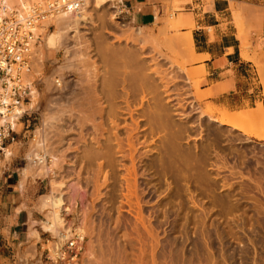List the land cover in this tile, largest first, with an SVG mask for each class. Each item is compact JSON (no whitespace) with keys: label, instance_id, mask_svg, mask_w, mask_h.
<instances>
[{"label":"rangeland","instance_id":"374dc122","mask_svg":"<svg viewBox=\"0 0 264 264\" xmlns=\"http://www.w3.org/2000/svg\"><path fill=\"white\" fill-rule=\"evenodd\" d=\"M185 2L186 0H182L174 3L170 12L172 17L169 18L170 14L167 17L168 23L171 20L177 24L181 22V17H185L182 14L185 10L180 6ZM88 4L83 10H87V13L74 16L71 23L69 22L74 30L64 38V50H48L45 47L44 34L38 32L40 41L31 73L36 97L32 101V108L29 105L25 107L33 119L29 129L32 131L26 138L29 144L25 150L26 157L37 149L36 142L33 141L34 131L44 128L50 155L61 159V168L55 180L68 183L62 192L64 199L69 204L79 193L76 205L72 206L70 213L65 214L68 228L73 227L72 230L78 233L77 229L83 227L82 223H86L89 232L84 235L83 255L79 264H99L97 260L102 258L107 264V261L111 264H253L254 261L260 264L264 257V141L252 138L253 136L250 137L242 131L233 130L216 120L224 113L240 115L239 122L242 125L250 128V131L258 130L264 125V82H253L252 96L256 95L254 100L258 102L254 104L257 109L251 113L260 117L246 119L239 111L253 108L231 110L224 105L207 101L212 96L209 93L213 89L202 90L207 73L203 71V67L194 66L198 60H190L188 49L186 51L179 45H174L173 48L164 45L160 54L154 52L151 46L142 51L141 44L144 40L153 41L167 34L176 38L184 35L182 25H178L174 31L169 28L168 33L163 36L160 32L166 29L164 23L157 22L146 27L120 25L114 21L116 10L111 5L99 10L94 8L93 3ZM115 4L116 2L114 6ZM89 8L94 10L92 15ZM84 15H89L90 18L82 20ZM139 29H143V34L139 39L141 43L136 44L133 42V33ZM54 30L56 26L51 29ZM131 36L133 39L130 40ZM102 47L106 49L102 50ZM107 49H111L114 55L105 53ZM128 49L137 50L144 57H141V60L149 65L147 67L150 70L147 72L158 83L161 100L154 95H148L147 100L142 101L140 93L139 97L136 94L137 98L127 97L126 88L128 86L131 89V86L130 82L127 83L126 76L133 72L129 62L124 61V55L130 51ZM103 56H107L106 59L111 56L110 61L117 59L114 62L115 65L120 64L117 65V70H109V63L113 62L108 63ZM90 68H95L92 71L97 70L99 89L103 88V81H113V95L117 93L113 102L116 100L117 104L112 102L111 105L123 106L118 110L115 106L114 109L120 115L117 120L120 125L118 134L120 133L121 138L125 137V148L126 137L134 125L132 117L126 111L129 109L127 99L130 100V108L134 113L136 111L135 117L140 116L142 124L137 132L139 135L134 134L135 145L138 147L135 154L138 162L136 195H133V187V191H130L129 187V184L134 185L133 177L129 174L132 168L128 157L129 150L124 152L126 157L117 151L113 156V167L105 160L106 157H103L108 153V146H102L106 140L101 137L102 130L99 129L98 123L103 119V122H106L105 128L109 129L106 136L115 139L112 118L108 119L106 116L107 110L111 108L110 103L108 104L111 100L104 103V106L107 103L108 107L104 108L106 110L103 112V118L97 115L96 112H100L101 107L99 110L94 101L90 104L92 107L89 106L93 110L88 109L94 113L87 111V102L84 104V101L87 71ZM155 69L160 70L161 76L154 73ZM108 71H115L116 74ZM259 73L264 77V71L260 68ZM110 76H114L113 79ZM57 79L61 82L60 86L56 83ZM159 103L165 106L170 125L161 128L152 124L150 128L148 117H154L153 111L157 110ZM141 104L145 106L142 107ZM96 106L98 111L95 110ZM135 106H141L142 109L140 107L137 110ZM227 109L239 113H231ZM143 112L148 114L147 119L142 116V121ZM86 113H90L91 118L96 113L93 120L97 124L91 119V124L86 128L83 124ZM92 122L99 127H94ZM96 128L98 129L95 132ZM17 130H21V127ZM89 132L93 138L96 137L94 140L101 141V147L99 142L96 144L97 141H92L94 143L91 146L96 149L91 147L93 153L90 158L95 157L91 159L85 157L86 147L82 142L83 135ZM138 136L142 138L139 139ZM111 144L113 143L110 142L109 145ZM113 147L118 149L115 144ZM96 152L102 154L98 155ZM79 174L84 192H77L79 189L75 186L79 182ZM44 179L41 196L51 190L52 178ZM41 196L39 207L43 202ZM84 209L88 212L85 213ZM139 209L144 226L141 220H138L140 214L136 211ZM40 213L31 222V225L37 222V230L41 229L39 221L45 219L44 213ZM146 228L151 231V235ZM50 234L43 233L42 240L32 239L30 243L22 244L16 250L0 248V264H39L40 247H46L44 241ZM141 248L146 253L143 256ZM94 256L98 258L94 259Z\"/></svg>","mask_w":264,"mask_h":264},{"label":"crops","instance_id":"0c3cea01","mask_svg":"<svg viewBox=\"0 0 264 264\" xmlns=\"http://www.w3.org/2000/svg\"><path fill=\"white\" fill-rule=\"evenodd\" d=\"M177 1L117 0V4L127 10L125 18L130 25L146 27L157 22L167 24ZM234 3L239 4L237 15ZM180 7L185 10L182 31L190 32L194 41L198 60L194 66L207 72L202 90L213 89L207 101L231 110L253 108L239 112L250 120L260 117L251 111L257 109L254 104L258 102L254 100L257 96H252L253 82H264L259 73V68L264 71V0H186ZM32 101L33 97L31 108ZM32 120L30 112L21 119V130H16L15 139L5 144L10 153L0 157V248L16 250L30 243L37 224L31 222L41 214L39 198L45 179H33L23 172L29 166L25 150ZM251 130L264 134V125Z\"/></svg>","mask_w":264,"mask_h":264},{"label":"bare ground","instance_id":"6f19581e","mask_svg":"<svg viewBox=\"0 0 264 264\" xmlns=\"http://www.w3.org/2000/svg\"><path fill=\"white\" fill-rule=\"evenodd\" d=\"M114 2H115V0H93V5H94V8L95 9H99V10H102L103 8H105V7H107V6H109V5H111V7H113V8H115V6H114ZM88 3H90V2H87V4ZM86 4V5H87ZM88 5H90V4H88ZM87 6H85L84 7V9L83 10H85V8H86ZM233 7H234V12L236 13V15L237 14H239V12L237 11L238 10V7H239V4H237V3H234L233 4ZM90 9V12H91V15L93 14V12H94V10H93V8H89ZM81 11V13L80 14H83V13H87V10H86V12L85 11ZM240 16V15H239ZM73 15H71V14H66V15H63V16H61V17H59V18H57L55 21H50V22H46V23H44V25H43V27H41V28H39V30H38V32L40 31V32H42L43 34H44V36H45V38H44V41H45V47L48 49V50H50V51H61V50H64V38H66V35L68 34L69 35V33L70 32H73V27H71L70 25H69V22L71 23V21H72V19H73ZM113 17V16H112ZM82 20H88L89 18H90V16L89 15H84V16H82ZM114 21H116V18H117V12H115L114 13ZM174 20H171V22H169V23H167L165 26H166V29L164 28L163 30H161V32H160V34L161 35H163L164 36V34L166 35L167 33H168V29L169 28H172L173 29V31H174V29L179 25H181V22H178V24L177 23H175V22H173ZM117 22V21H116ZM51 24H54L55 26H56V30H54V31H51V30H48V27L51 25ZM117 24H118V22H117ZM121 25V24H120ZM130 24H128L127 26H129ZM124 26V25H123ZM122 27V26H121ZM133 28V27H132ZM130 29V28H129ZM142 30L143 29H139L138 31H136L135 33H133V38H135V39H133L132 38V36H131V38H129L130 40L131 39H133L132 41L134 42V43H136V44H138L139 42H140V38L142 37V34H143V32H142ZM123 31H125V30H123ZM129 31V30H128ZM167 32V33H166ZM130 34V33H129ZM160 34H158L159 36H160ZM132 35V34H131ZM146 35V34H145ZM38 36H39V38H40V34L38 33ZM135 36V37H134ZM148 36V35H147ZM167 36V37H166ZM166 36H164V37H157V39H155V40H144V43L143 44H141V49H142V51L145 49L146 50V48L148 47V46H151L152 48H153V51L154 52H159V54L161 53L160 51H161V47L162 46H164V45H169V46H171L172 48H173V46L174 45H179V46H181V47H183L185 50L186 49H188L189 50V58H190V60H193V59H197V56H196V52H195V48H194V41H193V38H192V35H191V33L189 32V33H185L184 35H182V36H177V38L176 37H169L168 36V34L166 35ZM154 38H156V37H154ZM119 39V38H118ZM141 43V42H140ZM87 44V43H86ZM86 46V45H85ZM87 46L88 47H90V45L89 44H87ZM138 47V46H137ZM170 47V48H171ZM37 48V47H36ZM36 48H35V55H36ZM106 48L104 47V49H103V47H102V50H105ZM115 50V49H114ZM128 50H130V49H128ZM127 50V51H128ZM139 50V49H138ZM135 51V50H134ZM134 51H129V52H125L126 53V55H124V58H125V60L124 61H127V62H129L128 64H130L131 66H132V70H133V72L131 73V75H130V73L128 74L129 76L128 77H130V78H128L127 76H126V80H127V83H129L130 82V84H129V86H131L130 88L131 89H129L128 88V86H127V88L126 87H124V88H126L127 90H126V92H127V97L128 98H130L131 96L132 97H136V94H137V96L139 95V93L140 94H142V101H144L147 97H148V95H154L156 98H158V99H160V89H159V87H158V83H156L155 82V80L153 79V78H151L150 76H149V73L147 72V70H150V69H148V67L147 66H149L145 61H143V60H141V57H143L142 55H140V52H137V50L134 52ZM187 51V50H186ZM100 52V51H99ZM105 53H109L111 56L112 55H114V52L111 50V49H107L106 50V52ZM120 53V52H119ZM119 53H117V54H119ZM100 55H105L104 53H99ZM122 54H124V53H122ZM107 55V54H106ZM120 55H121V53H120ZM79 56V55H78ZM108 57L109 59H106L107 58V56H103L104 57V59H106V61L109 63V62H113L112 64L111 63H109L110 65L108 66V68H110L109 70H111V68H112V70H115L116 68H117V65H120V64H117L116 63V65L114 64V62H116V60L117 59H115V61L113 60V61H110V59L112 60V57ZM125 56H127V57H125ZM114 57V56H113ZM116 57V56H115ZM114 57V58H115ZM113 58V59H114ZM122 58V57H121ZM121 58H119V59H121ZM126 58H127V60H126ZM144 58V57H143ZM155 61V60H154ZM153 61V62H154ZM126 62V63H127ZM119 63H121L120 61H119ZM158 63V62H157ZM114 64V66H116L115 68H114V66H112ZM127 64V65H128ZM90 65V64H89ZM94 66V65H93ZM122 66H123V63H122ZM121 66V67H122ZM129 66V65H128ZM96 67V66H95ZM127 67V66H126ZM93 68V67H92ZM120 67L118 66V69H119ZM123 68H125V66L123 67ZM95 69V68H94ZM94 69H92V70H94ZM97 69V68H96ZM127 69V68H126ZM91 70V68H90V70H88L87 71V84H86V94H85V91H84V94L86 95V100L84 101V104H85V102H87L86 103V106H87V111H88V109H90L89 108V106H91L90 104H91V102L93 103V101H94V103L97 105V106H99L98 108H99V110H100V107H101V110H100V112L98 111V108H97V106L95 107V110L96 111H98V112H96V113H98L97 115L98 116H102V118H103V112L107 109V105L109 104V105H111V104H113L116 100H114V102H113V98L115 97V95L117 94V93H115V95H113L114 93H113V88H114V86L112 85L113 84V81H108V79L106 80V82L104 83V81L102 82V81H100V82H102V85H103V88L102 89H99V85H100V83H99V85H98V83L97 82H99V81H97V73H96V71L97 70H95V71H92ZM117 70V69H116ZM120 70V69H119ZM118 70V71H119ZM117 71V72H118ZM129 71L131 72V70L129 69ZM203 71H205L206 72V70H205V68L203 67ZM109 73H112V72H110V71H108ZM119 72H121V71H119ZM124 72V71H123ZM127 72H128V69H127ZM115 73V71H113V73L112 74H114ZM122 73V72H121ZM154 73H157V75H159V76H161L160 74H161V72H160V70H158V69H155L154 70ZM207 73V72H206ZM116 74V73H115ZM114 74V75H115ZM120 74V73H119ZM99 76V75H98ZM104 77H106L105 75H104ZM103 77V78H104ZM110 77H112V76H110ZM114 77V76H113ZM113 77H112V79H113ZM158 77V76H157ZM102 78V77H101ZM108 78H109V76H108ZM125 78V77H124ZM131 78L133 79L132 81H131ZM163 78V77H162ZM111 79V78H110ZM109 79V80H110ZM111 79V80H112ZM164 79V78H163ZM162 80V79H161ZM32 82V81H31ZM111 82V83H110ZM123 82V81H122ZM132 82V83H131ZM118 83V82H117ZM124 84H125V82H123ZM115 84V83H114ZM121 84V83H120ZM123 84V85H124ZM84 85H85V83H84ZM102 85L100 86V87H102ZM118 86H119V84H117ZM116 87V86H115ZM120 87V86H119ZM33 89V100L35 99V97H36V90L34 89V88H32ZM83 89V88H82ZM81 89V90H82ZM116 89H117V87L115 88V92H117L116 91ZM129 89V90H128ZM123 90H125V89H123ZM119 92V91H118ZM120 93V92H119ZM83 94V93H82ZM135 94V95H134ZM83 96V95H82ZM118 96V95H117ZM81 97V96H80ZM84 97V96H83ZM139 97V96H138ZM82 98V97H81ZM137 98V97H136ZM82 100H83V98H82ZM111 100V101H110ZM138 100H140V98H138ZM147 100V99H146ZM161 100V99H160ZM77 101V100H76ZM108 101H110V102H108ZM122 101V100H121ZM105 102H108V104L106 103L105 104V106H104V103ZM113 102V103H112ZM125 102V101H124ZM160 102V101H159ZM99 105H98V104ZM144 103V102H143ZM79 104V103H78ZM115 104H117L116 102H115ZM126 104V103H125ZM127 104H128V106H129V109L128 110H126L127 112H128V114L132 117V121H133V123H134V125H132L131 126V128H130V130H129V134H128V136L126 137L127 138V148H125L124 147V142H123V139L125 138H121L120 136L121 135H119L118 134V130L120 129L119 127H120V125L118 124L119 122L117 121V120H119L120 118V115H119V112L117 111L118 110V108H123V106H117V105H115L116 107H117V110L116 109H114V108H116L114 105H111L110 107V109H108L107 110V112L108 113H106L105 115L106 116H108V119H109V117L110 118H112V127H114V128H112V129H114V136H115V139H114V141H113V139H111L110 137H108V136H106V133H108L107 132V130H109L107 127V129L105 128V124H106V122L104 121L103 122V119H102V122H100V123H98L99 125H100V127H99V125H96L97 124V122H95L94 120H93V118L96 116V113H95V116L94 115H92V116H94L93 118H91V115H90V111L91 110H93V109H90V111H88V112H90L89 114L88 113H86V114H84V123H83V121H82V123L84 124V126L87 128V126L88 125H90L91 124V121L93 120L96 124H94L93 122H92V124H93V126L95 127V125L96 126H98L99 127V129L101 128V130H102V133H101V137H102V139H103V137L105 138V140H106V143H102V146H103V144L104 145H106V146H108V149H107V151H108V153L106 154H104L105 156H103L104 158H105V160L108 162V164H110V166L111 167H113L114 165H115V162H114V158H113V156H115L116 155V153H117V151L118 152H122L123 153V155L125 156V154H124V152L126 151V150H129V152H130V154H129V158H130V160H131V162H132V168H130L131 169V171H130V177H133L132 179L134 180V185L132 186L131 184H129V187L131 188V190L130 191H133V189H134V191H133V195H136V193H137V186H136V178H137V167H136V164L138 163L137 162V159H136V157H135V154H136V152L138 151L137 149H138V147H137V145H135V141H136V139L134 140V138H136V137H134V134L135 133H137L138 131H139V129H140V125L142 124H140V116H139V118H136L135 117V113H136V111H135V113H134V110H132L131 108H130V100H128L127 99ZM126 104V105H127ZM161 104H163V103H161ZM160 103L157 105V110H154L153 112H155L154 113V117H148V121H149V123L151 124V126H150V128H152V124L154 125V126H159V127H161V128H166V127H169V125H170V123H169V121H168V119H167V113H166V110H165V106L163 107V105H161ZM82 105H83V103H82ZM93 105V104H92ZM101 105V106H100ZM144 105V104H143ZM81 106V105H80ZM84 107H86L85 105H83ZM141 106H142V104H141ZM140 106V107H141ZM145 106V105H144ZM144 106H142V107H144ZM92 107V106H91ZM106 107V109L104 110V108ZM132 107H133V105H132ZM140 107H136L135 106V108L137 109V108H140ZM142 107L140 108V109H142ZM120 108V109H121ZM127 108V107H126ZM135 108H133V109H135ZM23 109H25V108H23ZM82 109V108H81ZM135 109V110H136ZM26 110V109H25ZM84 110H86V108H84ZM123 110V109H122ZM121 110V111H122ZM125 110V109H124ZM138 110V109H137ZM144 110V109H143ZM24 110H22V112H23ZM120 111V110H119ZM140 111V110H139ZM138 112V111H137ZM141 112V111H140ZM92 113H94V111H92ZM91 113V114H92ZM133 113H134V116H133ZM255 113H257V112H255ZM141 114V113H140ZM148 114V113H147ZM147 114L145 113V112H143V114H141V117L143 116L144 118H146V116H147ZM152 114V113H151ZM153 115V114H152ZM256 115V114H255ZM112 116V117H111ZM129 116V118H131ZM252 116V115H251ZM135 117V118H134ZM143 117L141 118L142 119V121H143ZM105 118V117H104ZM92 119V120H91ZM96 119V118H95ZM101 119V118H100ZM147 119V118H146ZM146 119H144V120H146ZM14 120H17V118L16 117H14L13 118V121ZM125 120V119H124ZM126 120H129V119H126ZM110 121H111V119H110ZM141 121V122H142ZM147 121V120H146ZM145 121V122H146ZM216 121H218L220 124H222V125H228V126H230L233 130H238V131H242V132H244L245 134H247V135H249V136H253L254 138H257L258 140H263L264 141V134H255V133H253V132H251L249 129H248V127H245L244 125H242L239 121H241V116L240 115H233V114H230V113H224V114H222V116L219 118V119H217ZM15 122V127L17 126V128H19V127H21V125H20V123H16V121H14ZM118 122V123H117ZM3 123V121H0V126H1V124ZM82 124V125H83ZM108 124V123H107ZM148 125V124H147ZM107 126V125H106ZM109 126V125H108ZM144 127V126H143ZM97 129L98 128H96L95 129V132L97 131ZM143 129V128H142ZM155 129V128H154ZM153 129V130H154ZM145 130V129H144ZM143 130V131H144ZM152 130V129H151ZM172 130V129H171ZM17 131H19V130H17ZM43 131H44V128H37L36 130H35V135H34V138H33V141H35L36 142V147H37V149H34L29 155H28V159H29V166L27 167V168H24V170H23V172H24V174L27 176V177H29V176H31V177H35V178H38V179H44V178H52V181L50 182L51 183V190H50V192L48 193V194H46L45 196H43V202H42V206H40L41 207V212L42 213H44V216H45V219L44 220H42V221H40V226H41V229L40 230H37V229H34V230H32L31 231V239H37V240H42V234H43V232H45V233H51L52 235H54L55 236V238L56 237H61V233L63 232V231H66V232H68V233H70V231H73L72 230V228H68L67 226H68V222H67V219L65 218V216L68 214V213H70L71 211H72V206H75L76 205V203H77V201L79 200V193H77L78 195L77 196H75V200L72 202L71 201V203H69L68 204V201H66L65 199H64V197H63V190H65V188L67 187V182H57V180H55L56 179V177H57V174H58V172H59V169L61 168V166H60V161H61V159H59L58 158V156H51L50 155V153H49V150H48V143H47V138L45 137V135H44V133H43ZM99 131V130H98ZM142 130H140V132H141ZM142 131V132H143ZM146 132V131H145ZM110 133H111V130H110ZM176 133V132H175ZM98 135H100L99 133H97ZM112 134V133H111ZM138 134V133H137ZM141 134V133H140ZM83 135V134H82ZM139 135V134H138ZM172 135V134H171ZM174 135V134H173ZM176 135V134H175ZM174 135V136H175ZM179 135V134H178ZM139 137V136H138ZM137 137V138H138ZM140 138H142V137H139V139ZM94 139H96V137L95 138H93L92 137V135L90 134V132L89 133H85L84 135H83V137H82V142L84 143V146L86 147V149H85V157L87 158V159H89L90 158V155H92L91 153H93V151H91V147H93V146H91L92 145V143H94V142H92V141H97V140H94ZM98 142L99 141H97L96 142V144H98ZM101 142V141H100ZM100 142H99V144H100ZM107 142H108V145H107ZM110 142H112L113 144H111V145H109V143ZM116 145L117 146V148L118 149H116V147H113V145ZM96 146V145H95ZM100 147H101V144H100ZM104 147V146H103ZM102 147V148H103ZM93 148H95V147H93ZM96 149V148H95ZM106 149H104V150H106ZM94 150V149H93ZM103 150V149H102ZM91 151V152H90ZM95 151V150H94ZM106 151V152H107ZM98 152V151H97ZM96 152V153H97ZM99 152H100V150H99ZM102 152H104V151H102ZM95 153V152H94ZM121 153V154H122ZM98 154V153H97ZM100 154H102V153H99L98 155H100ZM119 154V153H118ZM128 154V153H127ZM98 155H96L95 154V156H98ZM92 157H94V156H92ZM91 157V158H92ZM126 157V156H125ZM90 158V159H91ZM95 158V157H94ZM103 158V159H104ZM88 161V160H87ZM60 162V163H59ZM128 170H129V168H128ZM24 175V176H25ZM59 177V176H58ZM78 179L77 180H79V182H77V184H75V186L77 185L78 186V191L77 192H79V191H83L84 192V187L81 185V183H80V181H82V180H80V174H79V176L77 177ZM58 179V178H57ZM129 181V180H128ZM130 183V182H129ZM136 183V184H135ZM131 185V186H130ZM132 187H133V189H132ZM74 188V187H73ZM77 188V187H76ZM261 188V187H260ZM65 194V193H64ZM42 198V197H41ZM70 200V199H69ZM139 204H137V206H138ZM139 207H141L140 205H139ZM92 208V207H91ZM85 210V209H84ZM88 211H87V209L85 210V213H87ZM139 212V213H138ZM141 209H139V211H136V213H138V214H140V215H138L139 217H140V219H138V220H141V222H142V224H143V226H144V220H143V217H141ZM67 213V214H66ZM66 214V215H65ZM138 217V218H139ZM87 222V221H86ZM82 225H83V227H79L78 229H77V232H78V234H80L79 236L82 238V239H84V235L85 234H88L89 232H88V229H87V225H86V223H82ZM81 225V226H82ZM85 225V226H84ZM94 229V228H93ZM91 230H92V228H91ZM146 230H147V228H146ZM148 231V233L151 235V231L150 230H147ZM127 235V234H126ZM30 239V240H31ZM31 242V241H30ZM241 244H243V243H241ZM101 246V249H102V245H100ZM142 249V248H141ZM146 250V249H145ZM142 252H141V254H142V256L143 255H145L146 253H145V251H144V249H142L141 250ZM102 252V251H101ZM103 253V252H102ZM145 253V254H144ZM94 254V253H93ZM92 254V255H93ZM96 256V255H95ZM94 256V259L96 258ZM103 257V256H102ZM102 257H100V258H102ZM98 258V257H97ZM96 258V259H97ZM262 260V262L260 263V264H264V257H263V259H261ZM260 260V261H261ZM97 262H99V264H107L106 263V261H104L103 260V258L101 259V260H97ZM108 262V264H111V263H109V261H107ZM138 262V261H137ZM140 262V261H139ZM255 263H253V264H259L258 262H256V261H254ZM154 263H156V262H154Z\"/></svg>","mask_w":264,"mask_h":264},{"label":"built area","instance_id":"2783aa9c","mask_svg":"<svg viewBox=\"0 0 264 264\" xmlns=\"http://www.w3.org/2000/svg\"><path fill=\"white\" fill-rule=\"evenodd\" d=\"M87 2L93 0H0V157L10 153L5 144L15 139L14 121L20 123L29 113L23 108L31 102V73L40 41L39 28L66 14L79 15ZM115 2L116 21L129 24L125 18L127 10ZM52 28L54 24L48 30ZM56 83L61 85L59 79ZM14 117L17 120L13 121ZM44 245L45 248L40 247L39 264H79L84 239L75 231H63L61 237L50 234Z\"/></svg>","mask_w":264,"mask_h":264}]
</instances>
